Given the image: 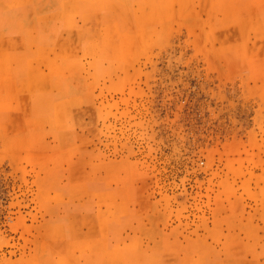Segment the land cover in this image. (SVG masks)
Segmentation results:
<instances>
[{
    "label": "rangeland",
    "instance_id": "374dc122",
    "mask_svg": "<svg viewBox=\"0 0 264 264\" xmlns=\"http://www.w3.org/2000/svg\"><path fill=\"white\" fill-rule=\"evenodd\" d=\"M127 7L53 52L49 97L0 82V264L93 257L129 213L142 264H264V0Z\"/></svg>",
    "mask_w": 264,
    "mask_h": 264
},
{
    "label": "crops",
    "instance_id": "0c3cea01",
    "mask_svg": "<svg viewBox=\"0 0 264 264\" xmlns=\"http://www.w3.org/2000/svg\"><path fill=\"white\" fill-rule=\"evenodd\" d=\"M144 1L0 0V82L28 83L29 92H33L31 98L39 100L49 97L46 87L41 84L51 80L45 68L54 60L53 52L76 48L78 44L89 50V41L79 38L82 34L88 33L89 20L98 22L114 20L118 9L124 4L128 5L126 12L130 16L134 5L139 6ZM38 83L40 86H37ZM132 216L135 217L137 214L129 213L124 216L120 225L117 221H111L108 238L99 234L100 241L105 242V239L108 241L107 251L101 250L91 257L82 255L81 252L71 254L70 250H67L66 256L63 254L64 250L62 255L52 254L57 250L54 247V251L39 254V258L41 260L61 258L62 264L145 263L137 250L125 248L128 243L146 241L141 235H130L128 232L130 225L122 226L128 223ZM88 234V227L86 230L80 228L78 233L68 234V242L85 239ZM95 236L98 237L97 234Z\"/></svg>",
    "mask_w": 264,
    "mask_h": 264
}]
</instances>
